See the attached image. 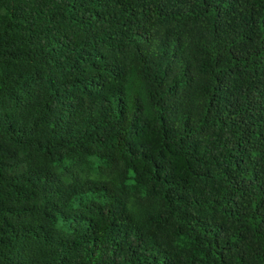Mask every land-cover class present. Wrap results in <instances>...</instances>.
I'll return each mask as SVG.
<instances>
[{
	"label": "trees",
	"instance_id": "16d2710c",
	"mask_svg": "<svg viewBox=\"0 0 264 264\" xmlns=\"http://www.w3.org/2000/svg\"><path fill=\"white\" fill-rule=\"evenodd\" d=\"M0 264H264V0H0Z\"/></svg>",
	"mask_w": 264,
	"mask_h": 264
}]
</instances>
